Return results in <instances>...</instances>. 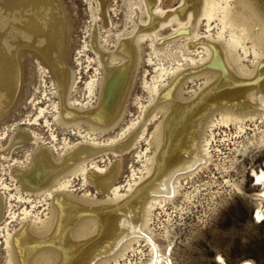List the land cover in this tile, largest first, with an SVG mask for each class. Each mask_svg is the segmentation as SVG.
Masks as SVG:
<instances>
[{"label":"bare ground","instance_id":"obj_1","mask_svg":"<svg viewBox=\"0 0 264 264\" xmlns=\"http://www.w3.org/2000/svg\"><path fill=\"white\" fill-rule=\"evenodd\" d=\"M87 1L90 12L96 13L93 3L96 2L107 21L110 0ZM63 2L0 0V117L14 107L20 96L22 54L27 48L40 60L41 73L48 67L57 88L59 100L53 102V108L58 109L53 114L55 119L63 125L77 126L80 133L83 123L88 128L83 141L62 153L38 141L29 163L15 166L11 171L18 182L15 184L18 193L19 189L44 191V199L50 195V202L46 217L38 213L28 216L29 211L24 208L25 216L18 228L10 231L6 225V262L121 264L120 258L129 251L134 252L135 244L144 238L154 252L152 264H158L168 257L160 251L149 232L154 205L175 194L181 179L192 177L208 166L215 127L221 124L229 127L233 123L243 130L246 120L264 117V0H181L177 7L166 11L159 8V0H142L147 18L143 20L141 17L140 3L133 5L135 28L128 34H117L120 37L117 36L113 49L104 44L107 39H102L104 36L93 23L90 44L84 42L76 52L78 68L68 60L71 28ZM203 16L209 27L212 26L211 19L216 17L220 21L217 38L200 35L197 31ZM170 21H176L178 25L174 37L191 35L189 43L193 46L200 44L203 53L200 57L197 55L199 59L195 63H192L195 57L191 56L188 59L192 60L191 64L171 68L159 66L151 81L144 71L143 83L150 94L148 104L141 103L135 96L144 115L141 119L131 120L122 129L120 140L109 144L111 150L121 153L136 146L144 135V125L155 118L158 121L150 135L148 133L147 147L151 152L143 156L141 175L135 176L136 171L132 169L133 178L127 181V189L121 192L123 185L118 184V179L122 159L115 158L106 167L99 165L92 158L107 144L101 143L97 137L88 138V135H92L90 131L114 127L123 118L128 111L126 103L131 87L144 58L143 41L150 35L152 27L164 26ZM226 30L228 38L225 37ZM89 45L97 55L99 67L95 68L98 72L85 81L90 99L78 104L77 98L73 97L80 82L78 70L83 65V57L88 60L85 69L94 59L86 54ZM240 47L244 56L253 52V57L258 59L253 67L243 62L238 51ZM163 77L167 82L160 84L158 78ZM196 77H203V82L197 90L186 95L185 84ZM94 97L95 103L88 105ZM44 110L40 107L38 113L42 114ZM29 139L38 140V134L18 127L8 146L0 148V156L3 153L6 157L14 143ZM259 142H264V134L259 135ZM69 171L81 173L84 181H91L98 191H112V195L98 199L66 189L69 178H60ZM256 178L264 184V169L256 173ZM9 187L8 183L1 181L0 220L6 210L11 209V197H16V193L7 192ZM261 195L264 197V191ZM17 197L22 198L20 194ZM257 213L264 215V208L259 207ZM123 264L130 263L124 261ZM241 264L255 263L245 261Z\"/></svg>","mask_w":264,"mask_h":264},{"label":"rangeland","instance_id":"obj_2","mask_svg":"<svg viewBox=\"0 0 264 264\" xmlns=\"http://www.w3.org/2000/svg\"><path fill=\"white\" fill-rule=\"evenodd\" d=\"M62 2L65 3L64 8L71 28L68 60L75 68L79 67L75 61L76 52L84 42L90 44V33L95 23L101 36H104L102 39H107L104 44L113 49L115 41L120 36L128 34L135 28L133 16L136 13L134 12L136 4L140 3L141 9H143L141 10L142 19L147 18L142 0H110L106 10L107 21L103 18L96 2L93 3L97 8V14L90 12L87 0H62ZM180 2L181 0L171 2L159 0L158 5L159 8L166 11L177 7ZM215 18L211 19L210 25L212 26L209 27L206 17H200L197 25L200 35L217 38L221 23ZM177 26L176 21H170L164 26L152 27L151 31L148 29L150 35L143 41L144 58L126 103L128 111L116 126L101 131H90L92 135H88V138L97 137L101 143L108 145L102 148L104 150L96 152V156L92 158L99 165L106 167L115 158L122 159V169L118 179V184L123 185L121 192L127 189V181L133 178L131 176L132 169L136 171L135 176L141 175L144 155L151 152L147 145L148 137L158 121V118H155L144 125V135L136 146L121 151V153L111 150L109 144L120 140L122 129H125L131 120H138L144 115L140 103L135 101L137 95L141 103L148 104L149 102L147 99L150 94L147 86L143 83V74L146 72V78L151 81L152 77L157 74L159 66L171 68L175 65L191 64L192 60L188 61L191 56L195 57H193L195 60L192 61L195 63L198 62V56L200 57L203 53L200 44L193 46L189 43L191 35L174 37ZM227 32L226 30L224 33L228 38L229 33ZM90 49L89 45L86 54L94 58L91 60V65L85 69L87 66L85 63L88 64V60L83 57V65H80L81 69L78 70L80 82L73 96L77 98L78 104L86 103L90 99L86 92L85 81L90 78L91 74L98 72L95 71V68L99 67L97 55ZM239 49L243 62L249 67H253V64L258 60L253 57V52H248L244 56L243 49L241 47ZM39 62L40 60L33 51L26 48L22 54L23 83L20 96L14 107L0 117L1 149L8 146L14 130L18 127L34 130L38 134V140L18 141L11 146L9 152H6V157L3 156V153L0 156V183L1 181L8 183L10 190L7 192L16 193V197H11L10 200L11 209L6 210L4 218L0 220V264H7L4 237L6 228L10 231L18 228L25 216L23 209H28V216L38 213L43 218L49 211L50 195L44 199L46 192H27L25 189H19L21 193H18L15 186V184L18 185V182L15 181L11 171L15 166H26L29 163L38 141L44 142L56 152L62 153L83 141V135L88 130L84 123L80 126L82 131L80 133L77 126L63 125L55 119L53 114L57 113L55 110L58 111V109L53 108V102L59 100L56 94L57 88L48 67H45V72L41 73ZM99 74L101 75V70H99ZM166 77L158 78V82L160 84L167 82ZM203 80V77L189 79L184 87L185 94L189 95L190 92L197 90ZM95 100V97L92 98L88 105H93ZM40 107L45 108L42 114L38 113ZM46 119L48 123L45 122ZM244 124L246 125L243 130L233 123L229 127L222 124L215 127V137L209 149L212 157L208 166L202 168L192 177L181 179L178 191L157 202L152 208L149 232L159 245L160 251L168 257V259H162L158 264H241L245 261L264 264V215L259 216L257 213L259 207L264 208V197L260 196L264 191V184L256 178V173L258 174L264 169V142H259V135L264 134V117L255 121L248 119ZM66 178L70 180L66 189L74 191L77 195L87 194L98 199L112 195V191H98L91 181H84L83 175L79 172L74 174L69 171L60 180ZM18 194L22 198H18ZM135 246L137 248L134 252L129 251L120 258L121 264L124 261H128L130 264H152L154 252L151 251L150 242L142 238L141 242Z\"/></svg>","mask_w":264,"mask_h":264}]
</instances>
